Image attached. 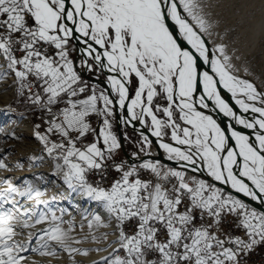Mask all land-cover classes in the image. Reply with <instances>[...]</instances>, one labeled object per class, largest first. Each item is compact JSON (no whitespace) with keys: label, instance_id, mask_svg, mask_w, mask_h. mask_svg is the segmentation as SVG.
I'll use <instances>...</instances> for the list:
<instances>
[{"label":"snow or ice","instance_id":"1","mask_svg":"<svg viewBox=\"0 0 264 264\" xmlns=\"http://www.w3.org/2000/svg\"><path fill=\"white\" fill-rule=\"evenodd\" d=\"M212 27L198 0H0V81L12 78L18 100L41 113L34 136L63 183L100 209L85 214L82 239L74 221L62 226L63 211L0 210V264L26 262L33 237L16 239L21 216L24 228L49 225L31 251L57 255L55 242L70 255L107 253L93 264H241L264 244V91L234 74L226 45L210 49ZM117 111L176 166L153 158L145 131L117 161ZM109 168L118 178L105 184ZM5 183L0 208L15 196L46 203L31 184ZM89 239L104 246L73 247Z\"/></svg>","mask_w":264,"mask_h":264},{"label":"rangeland","instance_id":"2","mask_svg":"<svg viewBox=\"0 0 264 264\" xmlns=\"http://www.w3.org/2000/svg\"><path fill=\"white\" fill-rule=\"evenodd\" d=\"M230 1L232 0H215V4L211 6L212 12H208V14L209 16L214 17L213 21L216 24L213 26V28H215V30H213L214 33L222 36H220V44H226L229 52L243 64L244 62L251 60L256 51L264 49V0H234L232 8L227 9L225 6H227ZM84 78L88 80L89 83H95L92 81V79L95 78L90 76V74H87V77L84 76ZM0 116L5 118L2 120L0 117V159H3L7 165L6 169H0V181H2V183H0V189H2V191L0 192H3L4 188L7 187L5 181H11L21 190L31 184L34 188L39 189L44 193L40 199L46 202L45 204L40 205L27 204L29 201L27 197L15 196V206L12 203H5L0 210L14 211L16 207H19L21 212L26 209H33L38 213H48L49 209H51L52 211H55L58 216L61 215V211H63V220L65 223L62 226L67 230L69 227L68 222L75 221V231H73L71 235L76 239H82L88 234L89 229L85 226L88 232L84 230V227L83 230L85 233L87 232V234H82L84 231L81 230L80 225L82 223L86 225L87 222H83L84 218L78 213V210L82 208L83 203H86V210L89 207L88 205H90V202L85 199L80 202V206L78 208L77 203L79 202L75 200L79 194L68 189V187L61 181V178L56 174V168L52 172H49V174L40 173L38 175L28 174V176H20L23 173H29L33 170V168H38L39 164L33 162L34 158H36L34 156L40 153L37 148L42 150V156L53 162L54 166L56 164V161L43 151L42 144L34 136L35 125L41 123L43 118L41 113L38 110L26 105L22 99L18 100L14 87V96L12 97L11 105L8 110H0ZM25 120L28 122V126L26 128H22ZM92 124L94 127L98 128V118L93 119ZM23 129L27 131L25 132ZM113 131L119 137L117 117L113 123ZM121 131L123 134L124 144L116 159L117 161H129L126 154L131 157V154L137 151V141L139 135L133 133L125 127H123ZM125 136L128 138L125 139ZM93 138L94 137L89 136L88 139L91 140ZM166 139L168 140L167 137ZM87 142L88 141L86 140L85 143ZM5 172H7V176L3 177ZM112 173L113 175H109L104 178L105 184H110L114 179L118 178V174L115 170H113ZM95 174L97 175V173ZM97 178L98 180L101 179L99 174ZM143 178L149 179L151 178V174L144 173ZM91 179L96 180L92 175ZM63 199L66 203H63ZM33 202H35V200H33ZM17 215H19V213H17ZM24 219H28V217L21 216V222ZM231 219L232 218L228 219L230 223ZM21 222H16V230L19 233L16 239L27 243L28 234L31 233L33 237L29 251L22 254L26 257V261L32 257H40V259H43L44 261L48 258L53 260L57 259V264H86L82 260L79 261V259H74L80 256L84 260L85 256L79 254L70 255L67 251L56 245L55 242L51 243V247L55 249L57 255H45L43 257L39 253L31 251V248L36 247L37 237L40 235L36 236L38 231H35L34 228L42 225L41 229L44 230L47 229L49 225L47 222L45 224H35L34 219H32L30 222L33 223L34 226L24 228L22 227ZM42 234L43 231L41 235ZM97 235H99V233H97ZM89 241L93 242L89 239L84 243ZM84 243H81L82 246L86 245ZM73 247H79V244H73ZM93 252H90L89 254H92ZM241 264H264V244L257 245L242 259Z\"/></svg>","mask_w":264,"mask_h":264},{"label":"bare ground","instance_id":"3","mask_svg":"<svg viewBox=\"0 0 264 264\" xmlns=\"http://www.w3.org/2000/svg\"><path fill=\"white\" fill-rule=\"evenodd\" d=\"M214 1L215 0H208V1L207 0H205V1L204 0H198V3L200 5V7L203 9V14H204L205 18L213 26L216 25L215 22L213 21L214 17L209 16L208 12L209 13L212 12L211 6L215 4ZM233 3H234V0L230 1L228 3V5L225 6V7L227 9H231L232 6H233ZM182 14H183V12H182ZM173 27H175V26L173 25ZM213 30H215V28L212 27L211 30H210L212 32V36L211 37H206V43H208L210 49L211 48H214L216 45H219L221 43V41H220L221 40V38H220L221 35L219 36V34L214 33ZM227 52L232 57V64L234 65V68H233L234 74L237 75L238 77L242 78V79L249 80L250 82H252V83H254L256 85V87H257L258 90L264 91V49L263 50H260V51H256V53L253 55L254 57L251 60H249L248 62H244L243 64H242V62L239 59H237L236 57H234V55H232L229 52L228 49H227ZM210 55H211V53H210ZM203 67L205 69H207V66L206 65L203 66ZM87 74L88 73H86V72L84 73V75H87ZM95 82H96V80H95ZM104 86H106V85H104ZM221 90H222V94H223L224 98L229 102L230 106H232L234 108V110H236L238 112V114H243L242 111L239 109V106L235 104V99L231 96V94L229 92H227V90H225V89H221ZM13 96H14V85H13L12 78H8L7 80L0 81V110H8L9 109V107L11 105V102H12V97ZM117 113L120 116V114H119L118 111H117ZM217 113H215V114H217ZM218 114H220V113H218ZM244 115L250 116L251 114L249 113V114H244ZM222 117H223L222 120L224 121L226 127H227V125L229 123H232L229 120V118H226L224 116H222ZM1 118H2V120L5 119L4 117H1ZM27 123L28 122L25 120L23 122V125L24 126L22 128H26L28 126ZM119 124H120L121 130H122L123 127H125L127 129H129L130 131H132L133 133L138 134V135H139V132L140 131H145V133L148 134L149 135V138L152 139V141H153V148H152V151L154 153V157L153 158L159 159V160H160V158H164L166 160V162H162L164 164L173 163V162L168 161L166 159V157H165V154H164L163 150L159 149L158 143H157V139L155 137H151V135L148 132V130L147 129H144L143 126L139 124V122H136V127L133 128L131 126H125L123 124L122 119L120 118ZM236 127H237L238 130L244 132L245 134H250L251 131H252V130H248V129H243L239 125H236ZM23 131H25V130L23 129ZM165 141L167 142L168 140L165 138ZM37 149L40 151V153L37 154L36 156H34L36 158H34L33 162L39 164L38 168H33V170H31L29 173H23L22 175H20L21 177L28 176V174L29 175L30 174L31 175H38L40 173H44V174H47L48 173L49 174V172H52L55 169L54 163L51 162L50 160H48V158H45L44 156H42V150L41 149H39V148H37ZM40 156H41V158H40ZM145 158H147V157H145ZM42 160H43V162H42ZM6 176H7V172H5V174H3V177H6ZM61 181H62V178H61ZM0 183H2V181H0ZM0 191H2V189H0ZM44 199H47V198H44ZM33 200L34 199H32V200L29 199V201H28L27 204H36L35 202H33ZM83 200H85V198H83L80 195L75 200V201L79 202V203H77L78 204L77 205L78 208L80 206V202H82ZM89 202H90V205H88L89 207L86 210H85L86 203H83L82 208H80V210H78V213L83 218H84L85 214H87V213H92V212L100 211V209L96 206L95 202H92V201H89ZM63 203H66V201H64V199H63ZM83 222L85 223L87 221L84 220ZM79 223H81V222H79ZM43 224H45V223H43ZM41 226L42 225H39V226H36L34 228L35 231H38L37 234H36V236H38L39 234L41 235V233H42ZM84 230L88 232V230H87L86 227H85ZM85 231L82 232V234H87V232L85 233ZM103 231H109L110 232V231H112V229H103V230H101V232H103ZM110 239L114 240L115 239V236L110 237ZM84 244H86V245H83L82 246V244H79V247L82 248V249H86V248L87 249H90V248L91 249H94L96 247H103V245H97L96 243L90 242V241L89 242H86ZM36 247H37V244H36ZM105 255H107L106 252H93L92 254H89L88 256H86L84 258V260L80 256L79 257H76L74 259L75 260H78L79 259V261L82 260L86 264H93L94 261H99L101 259V257H103ZM57 262H58L57 259L56 260H53V259H49L48 258L46 261H44L43 259H40V257H38V258L37 257H32V258H29L25 262V264H38V263L57 264Z\"/></svg>","mask_w":264,"mask_h":264},{"label":"water","instance_id":"4","mask_svg":"<svg viewBox=\"0 0 264 264\" xmlns=\"http://www.w3.org/2000/svg\"><path fill=\"white\" fill-rule=\"evenodd\" d=\"M84 75V74H83ZM84 76H86L87 77V75H84ZM89 78V77H88ZM92 81L93 82H95V79H92ZM214 115V118H216L217 120H218V122H221L222 123V126L223 127H225V128H227L226 127V125H225V123H224V121L222 120L223 119V115L221 114H213ZM117 120H118V131H119V137H120V140H121V144H122V146H123V144H124V141H123V134H122V131H121V128H120V124H119V121H120V116L118 115V113H117ZM126 157L128 158V160L130 159V156H128L127 154H126ZM159 160V159H158ZM160 161L161 162H166V160L164 159V158H160ZM170 165L171 166H173V167H175L176 165L174 164V163H170ZM241 198H243V197H241ZM244 199H247V198H244Z\"/></svg>","mask_w":264,"mask_h":264},{"label":"built area","instance_id":"5","mask_svg":"<svg viewBox=\"0 0 264 264\" xmlns=\"http://www.w3.org/2000/svg\"><path fill=\"white\" fill-rule=\"evenodd\" d=\"M113 168H109L105 174V178L108 177L109 175H113ZM93 178L96 179L98 177V174L96 175L95 173L92 174ZM98 178L96 179V181ZM224 232H231L233 231L232 224L229 221H225L222 225Z\"/></svg>","mask_w":264,"mask_h":264}]
</instances>
